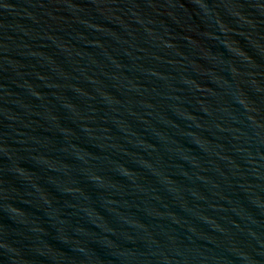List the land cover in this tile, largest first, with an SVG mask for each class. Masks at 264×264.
<instances>
[{
	"label": "water",
	"instance_id": "1",
	"mask_svg": "<svg viewBox=\"0 0 264 264\" xmlns=\"http://www.w3.org/2000/svg\"><path fill=\"white\" fill-rule=\"evenodd\" d=\"M0 264H264V0H0Z\"/></svg>",
	"mask_w": 264,
	"mask_h": 264
}]
</instances>
